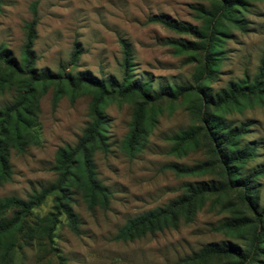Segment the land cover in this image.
<instances>
[{
	"label": "trees",
	"instance_id": "16d2710c",
	"mask_svg": "<svg viewBox=\"0 0 264 264\" xmlns=\"http://www.w3.org/2000/svg\"><path fill=\"white\" fill-rule=\"evenodd\" d=\"M264 0H212L211 8H196L199 29L180 25L164 18L150 19L179 35L192 37V42H172L177 56L187 58L195 66L193 82L188 85L160 86L151 81H137L131 44L120 39L122 50L120 78H96L76 73L83 51L76 42L70 60L58 72H42L37 68L34 51L38 18L26 28L21 60L0 44V97L12 95L13 102L0 109V185L13 177V153L25 154L40 146L37 130L41 101L53 91L56 108L63 98L74 104L90 95V124L74 146L58 150L52 171L57 181L26 199L16 196L0 199V264H16L25 259L26 250H35L40 262L48 256L57 264H67L55 246L56 232L64 218L68 228L80 234V219L75 211V195L80 193L88 210H107L112 193L98 178L95 157L110 152L111 120L106 114L112 105L133 107L130 131L124 149L130 156L140 153L150 134L165 112L172 114L183 107L193 125L171 138L170 154L184 158L198 150L205 151L208 161L194 167H175L179 176L210 177L208 183L187 184L181 197L169 205L128 220L116 240L132 242L194 222L206 207L225 218L214 228L233 242L209 245L191 261L206 262L213 258L226 264H264V166L251 168L257 160L255 146L247 145V124L235 125L234 115L264 106V54L256 75H249L216 91L227 42L235 32H247L246 14L255 2ZM1 7V0H0ZM52 200L53 207L45 215L42 207Z\"/></svg>",
	"mask_w": 264,
	"mask_h": 264
},
{
	"label": "rangeland",
	"instance_id": "374dc122",
	"mask_svg": "<svg viewBox=\"0 0 264 264\" xmlns=\"http://www.w3.org/2000/svg\"><path fill=\"white\" fill-rule=\"evenodd\" d=\"M212 0H1L0 44L21 60L25 28L32 22L36 5L38 18L34 51L37 68L56 73L70 60L76 42L83 55L76 73L99 79L120 78L122 50L120 39L132 47L137 81H151L160 86L188 85L193 82L195 66L186 57L177 56L172 42H192L190 36L179 35L150 22L161 17L170 22L199 29L196 8L210 9ZM247 32H235L227 42L221 73L214 83L216 91L242 80L253 78L264 54V1L255 2L246 14ZM53 91L41 101L37 130L40 146L25 154L13 153V177L0 185V199L16 196L26 199L53 185L57 175L52 171L59 149L74 146L90 124V95H83L72 104L63 98L53 108ZM10 94L0 97V109L10 105ZM133 107L129 104L110 106L106 114L111 120L110 152L98 153L95 165L98 178L111 191L107 210H88L80 193L75 195L74 208L80 219V234H74L63 218L56 232L55 246L67 264H226L213 258L206 262L191 261L209 245L233 244L214 228L225 215L206 207L193 223L132 242L116 240L128 220L163 208L183 195L187 184L208 183L210 177H183L175 170L194 167L208 161L205 151L189 153L184 158L170 154L171 138L192 127L189 113L183 107L160 117L147 145L130 156L124 141L130 131ZM235 125L247 124L250 133L247 145L257 149V160L251 168L264 166V106L234 115ZM264 183V182H263ZM264 201V189H263ZM53 207L49 200L42 215ZM16 264H57L48 256L40 262L35 250H26L25 259Z\"/></svg>",
	"mask_w": 264,
	"mask_h": 264
}]
</instances>
